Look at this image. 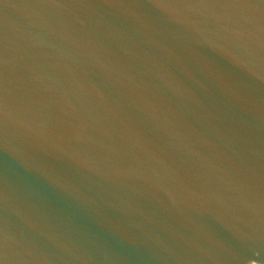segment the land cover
<instances>
[{"label": "water", "instance_id": "water-1", "mask_svg": "<svg viewBox=\"0 0 264 264\" xmlns=\"http://www.w3.org/2000/svg\"><path fill=\"white\" fill-rule=\"evenodd\" d=\"M0 264H264V0H0Z\"/></svg>", "mask_w": 264, "mask_h": 264}]
</instances>
